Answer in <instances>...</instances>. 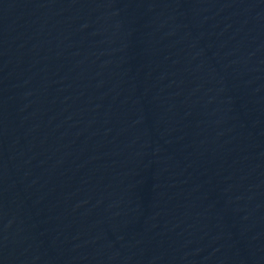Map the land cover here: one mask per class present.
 Here are the masks:
<instances>
[{
	"label": "water",
	"instance_id": "obj_1",
	"mask_svg": "<svg viewBox=\"0 0 264 264\" xmlns=\"http://www.w3.org/2000/svg\"><path fill=\"white\" fill-rule=\"evenodd\" d=\"M0 264H264V0H0Z\"/></svg>",
	"mask_w": 264,
	"mask_h": 264
}]
</instances>
